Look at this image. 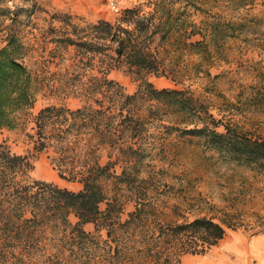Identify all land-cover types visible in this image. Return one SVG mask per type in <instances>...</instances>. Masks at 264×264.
<instances>
[{
  "label": "trees",
  "instance_id": "trees-1",
  "mask_svg": "<svg viewBox=\"0 0 264 264\" xmlns=\"http://www.w3.org/2000/svg\"><path fill=\"white\" fill-rule=\"evenodd\" d=\"M177 1L145 0L149 10L139 4L125 9L114 21L73 24L72 32H64L58 39L64 46L74 47L78 65L84 70L82 76L87 78L78 93L82 104L75 109L64 104L43 107L33 119L31 136L36 150H53L52 161L59 177L79 181L82 188L70 190L31 179L32 163L0 142V264H92L85 261V254L96 252L98 246L110 256L109 264L116 255L119 264H135L137 259L147 264L146 260L156 262L157 258L155 251L145 252L144 246L166 240H173L176 250L172 255L180 263L185 254L205 253L232 227L227 220L207 216L180 223L156 222L149 235L151 240H145L140 233L151 228L150 214L154 212L147 189L139 191L142 196L130 198L134 209L123 219L120 198L108 197L100 180L110 175L122 179L124 166L119 175L108 173L121 158L126 157L128 166L134 167L135 156L145 153L139 141L145 123L160 111L169 110L195 118L194 126L184 130L205 138L218 153L242 163L264 162V137L245 134L229 119H216L190 90L157 88L149 79L151 75L179 78L178 73L169 75L166 71V57L157 46L171 40V27L183 13L174 7ZM3 10L0 5V16ZM252 21L264 36V23L256 18ZM209 27L214 29V23ZM194 34L195 29L188 33L189 37ZM186 44L195 48L202 41ZM23 48L11 33L0 46V128L18 127L22 113L36 99L37 76L26 64ZM113 68L131 72L138 81L137 90L124 92L108 77ZM256 78L264 89V70ZM257 86L253 85L254 99L258 96ZM103 148L109 149L111 158L105 164L100 162ZM127 185L131 187L130 182ZM108 199L107 207L100 209V203ZM89 223L93 224V232L85 228ZM138 237L141 249H131ZM51 248L55 249L53 253Z\"/></svg>",
  "mask_w": 264,
  "mask_h": 264
},
{
  "label": "rangeland",
  "instance_id": "rangeland-1",
  "mask_svg": "<svg viewBox=\"0 0 264 264\" xmlns=\"http://www.w3.org/2000/svg\"><path fill=\"white\" fill-rule=\"evenodd\" d=\"M195 1L194 5L183 0L174 4L183 13L177 14L179 21L171 27V40L157 45L166 57V71L169 75L178 73L179 78L151 75L149 79L157 88L190 90L202 102L203 109L216 119H229L245 134L264 137V89L256 78L264 70V36L252 21L256 18L264 23V0ZM139 4L144 10L150 9L145 0H128L126 5H119L118 11L109 6L108 0H0L4 9L0 16V46L5 44L8 33L14 34L24 45L22 54L26 64L37 76L33 106L22 113L18 127L0 128V142L32 163L31 179L70 190L82 188L79 181L59 177L52 161L53 150H36L31 136L33 119L43 107L64 104L75 109L82 104L78 93L87 78L82 76L84 70L78 65L74 47H66L58 39L64 32L71 33L73 24H93L100 19L114 21L125 9ZM210 23H214V29L209 27ZM191 29L196 34L189 37ZM197 40L202 41L199 47L186 44ZM108 77L118 82L126 93L137 90L138 81L126 68H113ZM255 84H258L256 99L253 98ZM192 121L195 118L190 115L170 110L149 117L139 139L145 153L135 156L134 167L128 166L130 163L124 157L108 172L119 175L124 166L126 173L122 179L112 175L100 178L108 197L120 198L124 219L134 209L130 198L142 196L139 191L147 189V200L154 212L150 214L153 227L140 233L146 236L145 240H151L149 235L156 222L180 223L199 216L227 220L232 227L226 233L237 231L249 243L254 239L260 242L253 243L245 257L253 260L251 264H264V231L260 232L264 229L261 226L264 224V162L242 163L218 153L205 138L184 130L194 126ZM108 152V148L101 149L102 164L111 159ZM111 157L115 159L114 155ZM109 200L100 203V209L104 210ZM70 220L75 222L76 218L70 215ZM85 228L94 231L91 223ZM136 240L131 249L140 250L141 237ZM146 247L145 252L153 250L157 258L156 262L146 260L147 264H181L182 259L179 263L172 255L176 250L173 240L154 241ZM50 251L53 253L55 249ZM234 251L236 259L238 251ZM85 255V261L92 264L110 261L100 246L96 252ZM222 258V263L232 261ZM111 262L119 264L120 259L116 255ZM135 264L145 263L137 259ZM217 264H221L220 260Z\"/></svg>",
  "mask_w": 264,
  "mask_h": 264
},
{
  "label": "crops",
  "instance_id": "crops-1",
  "mask_svg": "<svg viewBox=\"0 0 264 264\" xmlns=\"http://www.w3.org/2000/svg\"><path fill=\"white\" fill-rule=\"evenodd\" d=\"M84 1L88 2L93 0H84ZM127 1L128 0H118V5L121 4L124 6L126 5ZM69 4H71L74 7V3L72 1H70ZM253 243L259 244L260 242L257 239H254L253 241H251V243H249V240H247V238H245V236L242 233L237 231H232L231 233L227 232L225 236L217 244L211 246L205 253L183 255L181 258L182 259L181 264H209V263L217 264L219 260H221L220 257H224L226 259L231 258V260H233L235 251L232 248H234L235 246H246V245L251 247Z\"/></svg>",
  "mask_w": 264,
  "mask_h": 264
},
{
  "label": "bare ground",
  "instance_id": "bare-ground-1",
  "mask_svg": "<svg viewBox=\"0 0 264 264\" xmlns=\"http://www.w3.org/2000/svg\"><path fill=\"white\" fill-rule=\"evenodd\" d=\"M236 244V243H235ZM234 244V245H235ZM246 245V244H245ZM232 247V246H231ZM251 247H253V246H251ZM251 247H249V246H235L234 248H232V249H234V250H236V251H238V254L236 255V259H234V260H232V261H226V260H224L223 261V263H222V257L220 258L221 260H220V263L221 264H251L252 263V261H250L247 257H245V252L248 250V249H250ZM202 259V258H201ZM192 260V259H191ZM210 262V261H209ZM208 262V263H209ZM213 262V261H212ZM209 264H213V263H209Z\"/></svg>",
  "mask_w": 264,
  "mask_h": 264
},
{
  "label": "built area",
  "instance_id": "built-area-1",
  "mask_svg": "<svg viewBox=\"0 0 264 264\" xmlns=\"http://www.w3.org/2000/svg\"><path fill=\"white\" fill-rule=\"evenodd\" d=\"M109 6L114 9L115 11H118L119 5L118 0H108Z\"/></svg>",
  "mask_w": 264,
  "mask_h": 264
}]
</instances>
